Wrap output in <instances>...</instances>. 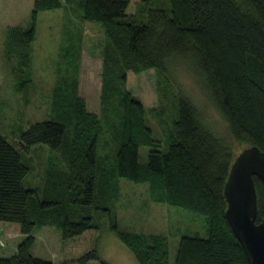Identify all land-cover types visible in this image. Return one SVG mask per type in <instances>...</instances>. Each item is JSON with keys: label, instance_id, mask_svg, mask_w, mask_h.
<instances>
[{"label": "trees", "instance_id": "16d2710c", "mask_svg": "<svg viewBox=\"0 0 264 264\" xmlns=\"http://www.w3.org/2000/svg\"><path fill=\"white\" fill-rule=\"evenodd\" d=\"M127 3L79 1L78 16L98 23L105 37L100 50V116L89 111L78 94L74 58L50 88L52 118L21 130L18 147L0 134V220L16 222L23 234L9 256H0V264H63L30 253L35 221L55 226L62 239L104 227L139 264H170L166 235L119 229L108 205L93 203L95 159H111L109 167L103 166L110 176L145 182L152 201L177 205L201 218L206 235H181L175 264H249L225 217L223 185L235 152L189 96L172 87L169 70L174 59L192 64L234 140L264 151V0H169V7H149L140 21L127 18ZM59 5V0H32L30 26L11 27L15 42L7 39L5 47L26 45L33 38L37 12ZM77 32L68 41L76 50L81 29ZM148 68L155 70L156 85L171 106L165 120L163 109L155 114L162 141L153 137L141 100L125 88L127 70ZM101 134L113 141L112 153L106 151V139L104 152H97ZM35 143L55 149L69 173L46 174V197L41 200L21 182L27 166L19 150ZM142 145L149 146L144 161L139 159ZM253 179L259 221L264 219V184ZM118 190L106 194L108 203L117 199ZM91 258H98L94 248L77 260Z\"/></svg>", "mask_w": 264, "mask_h": 264}, {"label": "rangeland", "instance_id": "374dc122", "mask_svg": "<svg viewBox=\"0 0 264 264\" xmlns=\"http://www.w3.org/2000/svg\"><path fill=\"white\" fill-rule=\"evenodd\" d=\"M59 1V6L37 12L33 38L26 45L7 48V39L15 42V29L30 26L32 0H0V134L16 147L21 130L34 121L52 118L49 110L50 88L58 76L66 71V63L74 58L78 67V94L83 98L86 108L100 116L98 96L100 50L105 43L103 30L98 23L78 16L80 0ZM167 5L169 7V0H128L125 12L128 19L140 21L145 20L149 7ZM11 27L15 28L13 32ZM77 28L81 29V43L77 42L76 50L68 41L78 33ZM191 65L183 60L171 61L169 74L172 87L189 96L216 134L237 153L245 144H240L231 136L225 119L211 102ZM125 88L141 100L147 110L146 121L153 137L162 141L161 125L155 114L158 109H163L165 120L171 106L163 90L156 85L155 70L148 68L138 73L127 70ZM104 135V138L102 134L99 136L97 152H104L103 139H106V151L112 153L115 148L113 141L107 134ZM148 149L146 145L139 147L141 161L145 160ZM19 151L20 160L27 166L22 185L33 189L32 195L41 200L46 197L42 191L45 175L66 173L65 159L44 143H35ZM110 160L95 159L93 203H106L119 229L166 235L169 263L175 264L180 236L195 233L205 236L203 221L177 205L152 201L148 197L145 182L135 183L115 174L110 176L107 170H103V166H110ZM116 189L119 195L111 205L106 200V194ZM31 234L33 241L30 253L53 263L99 264L103 260L105 264H139L131 251L112 231L104 227L87 228L77 235L62 239L55 226L37 224L35 221ZM22 237L16 222L0 220V256H9ZM92 248L97 251L98 258L83 263L77 260L83 252Z\"/></svg>", "mask_w": 264, "mask_h": 264}, {"label": "water", "instance_id": "95a60500", "mask_svg": "<svg viewBox=\"0 0 264 264\" xmlns=\"http://www.w3.org/2000/svg\"><path fill=\"white\" fill-rule=\"evenodd\" d=\"M253 176L264 184V151L244 145L234 154L223 185L225 217L249 264H264V219L256 221L257 193Z\"/></svg>", "mask_w": 264, "mask_h": 264}]
</instances>
